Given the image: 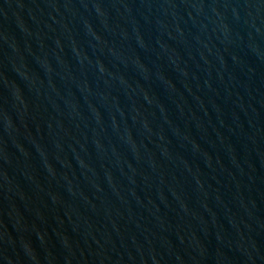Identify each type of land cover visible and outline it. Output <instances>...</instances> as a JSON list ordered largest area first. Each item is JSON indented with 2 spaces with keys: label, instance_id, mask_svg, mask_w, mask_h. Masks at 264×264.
<instances>
[{
  "label": "water",
  "instance_id": "obj_1",
  "mask_svg": "<svg viewBox=\"0 0 264 264\" xmlns=\"http://www.w3.org/2000/svg\"><path fill=\"white\" fill-rule=\"evenodd\" d=\"M0 264H264V0H0Z\"/></svg>",
  "mask_w": 264,
  "mask_h": 264
}]
</instances>
